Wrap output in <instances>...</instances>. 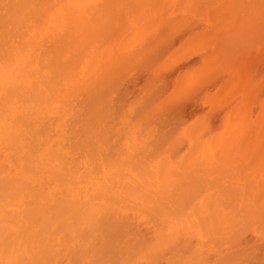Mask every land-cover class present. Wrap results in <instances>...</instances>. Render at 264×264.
<instances>
[{
	"label": "bare ground",
	"instance_id": "1",
	"mask_svg": "<svg viewBox=\"0 0 264 264\" xmlns=\"http://www.w3.org/2000/svg\"><path fill=\"white\" fill-rule=\"evenodd\" d=\"M232 1L0 0V264H264V46L243 81L227 47L264 42V1Z\"/></svg>",
	"mask_w": 264,
	"mask_h": 264
},
{
	"label": "rangeland",
	"instance_id": "2",
	"mask_svg": "<svg viewBox=\"0 0 264 264\" xmlns=\"http://www.w3.org/2000/svg\"><path fill=\"white\" fill-rule=\"evenodd\" d=\"M211 1H212V0H211ZM223 1H224V3H225V1L228 2L227 0H214V2L217 3V6H218V7H219V4H220V5L222 4V6L224 5V3H221V2H223ZM263 1H264V0H263ZM231 2L233 3L232 0H230V3H231ZM212 3H213V2H212ZM228 3H229V2H228ZM230 3H229V5H230V7H231V6H232V3H231V4H230ZM225 4L227 5V3H225ZM233 4H234V3H233ZM262 4H264V2H263ZM226 5H224V7H225ZM217 6H216V7H217ZM222 6H221V7H222ZM233 6H234V5H233ZM236 6H237V5L235 4V7H233V8H236ZM218 7H217V8H218ZM258 7H259V6H258ZM260 7H261V5H260ZM262 7H263V5H262ZM217 8H216V9H217ZM225 8H226V7H225ZM222 9H223V7H222ZM209 10H212V9H209ZM203 11H204V10H203ZM203 11H202V12H203ZM215 11H217V10H215ZM202 12H200L201 15H198L197 12H194V13H191L190 15H188V19H187V20H188V21H187V22H188V32H187V36L190 35V34L193 35V32H195V31H197V29H199V27H198V28H193V29H195V30L192 29V26L195 25L196 23H193V22L191 23L190 21H195V19H194V20H191V18H190L189 16H193V15H195V16H196V20H198V19H205V16H206V15H205L204 12H203V13H202ZM221 12H222V11H218V14L221 13ZM223 12H224V11H223ZM261 12H262V11H261ZM213 13H214V12H213ZM213 13H212V14H213ZM236 14H237V15H235V17H236V19H235V23H233L232 25H234V24L238 25L240 22H242L241 19H240V17H238L239 14H238V13H236ZM215 15H217V14L214 13L212 17H214ZM263 15H264V14H263ZM186 16H187V14H186ZM237 17H238V18H237ZM263 17H264V16H263ZM197 18H198V19H197ZM214 18H215V17H214ZM216 18H217V20H218V17H216ZM259 18L261 19V18H262V15H261V16L259 15ZM189 19H190V20H189ZM210 19H212L211 16H210ZM260 19H259V20H260ZM213 20H214V19H213ZM217 20H215V21H217ZM238 20H240V22H239ZM261 20H264V18H262ZM185 21H186V20H185ZM215 21H212V23L214 22L213 24L217 25V27H218L219 24H216ZM236 22H237V23H236ZM179 23H180V22H179ZM189 23H190V24H189ZM208 23H209V22H208ZM212 23L210 22V23L207 25L208 27H206V26L204 25L205 22H203V24L201 25V28H200V30H201V29L204 30V29H207V28H208L207 31H209V32L214 31V32H211V34L214 33L215 35L212 34L213 36H210V35H209V36H210L209 38H208V37H207V39L205 38L206 40H208V39L210 40V39H211V40H210L211 42L208 41V43H207L206 40H204V39L202 40V38H201L200 40H201V42H202L203 44H202V43L200 44V41H199V40H198L199 43L197 44V43H196L197 40H196V41L193 40V42H191V41H192V40H191V41H189V42H191V44L194 43V44H192V46H194V48H193V47L191 46V44L189 43V44H190L189 46L192 47V49L188 48V46H187V50L190 49V51H192V53H190L189 50L186 51V48H184L183 53H182L181 51L179 52V54L181 53V54H180L181 56H183V57L186 56V58H188V60H191V59H192V61H193V62H191L190 64L188 63V65H187V69L190 70V69H191V66H193V68L195 69L194 65H197L199 62H202V61L205 62V63H209V64H210L211 62L213 63V61L216 60V58H218L217 55L220 56L221 46H220V48H219L220 51H219V50L216 51V52H217V54H216V53H215V50H214V48H213V47H215L214 43H215L216 40H217L216 44L219 42V45H220V44L222 43V42H220V41H221L220 38L223 37V35H217V34H219V33H221V34H226L227 31H226V29H223V28H220V27L215 28L216 26L214 27V28H215V30H214V29L212 28L213 25H212V27L210 26V24H212ZM217 23H218V22H217ZM177 24H178V23H177ZM262 24H263V21H262ZM263 25H264V24H263ZM198 26H199V25H198ZM239 26H240V24H239ZM239 26H238V28H239ZM202 27H203V28L206 27V28L203 29ZM232 27H233V26H232ZM234 27H236V26L234 25ZM240 27H241V26H240ZM261 27H262V25H261ZM178 28H179V24H178ZM236 28H237V27H236ZM236 28H235V30L237 31L238 29H236ZM191 29H192V30H191ZM216 29H217V30L220 29V30L218 31L217 34L215 33ZM242 29H244V28H242ZM242 29H241V32H243ZM256 29H258L257 26H256ZM176 30H178V31H176L177 34H181V33H182V29H181L180 32H179L180 28H179V29H176ZM183 30H184V29H183ZM227 30H228V29H227ZM239 30H240V28H239ZM239 30H238L237 33H236L235 31H233V29H231V31H228V33L230 34V32H231V34H232V31H233V34L236 33V34L238 35V34L241 33ZM244 30H245V29H244ZM254 30H255V29H254ZM245 31H246V30H245ZM248 31H249V30H248ZM200 32H201V34H204L202 31H200ZM239 32H240V33H239ZM252 32L254 33L253 29H252L251 31H249L248 33L251 34ZM197 33H198V31H197ZM206 33H208V32H205V34H204L205 36L208 35V34L206 35ZM243 33L245 34V32H243ZM243 33H241V34L243 35ZM248 33L246 32L245 35H247ZM195 34H196V33H195ZM195 34H194V36H195ZM229 34H228V35H229ZM236 34H234V35H236ZM241 34H240V37L242 36ZM192 35H190V36H191L192 39H193L194 36H192ZM197 35H198V34H197ZM228 35H226V36L228 37ZM248 35H249V34H248ZM251 35H253V34H251ZM251 35H249V36H251ZM190 36H188V38H189ZM202 36H203V35H202ZM243 36H244V35H243ZM243 36L240 38V40L242 41V39H243V42H244V44H245V47H247L248 44H250L249 46H250V49H251V50H250V49L247 50V49L244 48V46H243V48L245 49V52L243 53L244 50H243V48L241 47V45H243V43H241L240 40H239V42L237 41V42H235V43H233V42L236 41V40H234L233 42L231 41V42L233 43V45L235 46V48H234V46L232 47V43H231V42H229V44H228L229 46L226 45L227 47H229V48H228L229 50L226 48V49L228 50V52H229V55L231 56L232 54H235L234 56L232 55V58L229 57V60H230V58H231V60H230V61H231V63H230V70L233 69V68H235V69L232 70L233 73L235 74V76H233V78L236 77V79L234 78L235 81H236L237 79L240 80V81H243V80H242L243 78H241V76H240V74H242V73H240V69H239V71L237 70L238 67H240V68H241V67H244V68L246 67V65L244 64V62L248 59V56H249V55H252V54H253V55H252V59H253V57L256 56V57H257V60H258L259 62L257 61L255 64H257V63H258V64H257L256 66H255L254 64H252V63H254V62H252L251 64L254 65V66L256 67V68H254V71L252 70V72L255 73V75H256V77H257V80H256L255 77H254L255 79L252 80V79H253L252 76H254V74H253V75H250L251 73H250L249 70H247V68H246V70L249 72L248 75L251 76V78H252V79H251V78H248V82H247V83L251 82V80H252V82L256 80L255 83H257V85H255V88L257 87V91H255V92L257 93L258 90H259V95L257 94L256 99L259 98L260 96H261V98H262V97L264 98V79H262V78H264V60H259V58H260V59H264V58H263V57H264V54H263L264 49H263V47H262L263 50L261 51V52H262L261 54H263V55L261 56L260 53H259V54L257 53L258 51L260 52V50H259V49L261 48L260 45H261V46H262V45L264 46V42H263V41H260V42H259V40H256V41H255L256 38H255L254 36H251V37H253V38H255V39H252V38L250 39V37L248 36V39H249V40L247 41V36H244L246 39H244ZM191 37H190V39H191ZM197 37H198V36H197ZM203 38H204V37H203ZM236 38H238V37L236 36ZM194 39H196V37H195ZM197 39H198V38H197ZM188 40H189V39H188ZM237 40H238V39H237ZM251 40H252V41H251ZM204 41H205V43H204ZM245 41H246L247 43H246ZM253 41H255V43H254ZM230 43H231V46H230ZM240 43H241V45H240ZM252 43H254V44L252 45ZM198 45H199V46H198ZM201 45H202V46H201ZM204 45H205V46H204ZM237 45L240 46L239 49H236V48L239 47V46L237 47ZM246 45H247V46H246ZM249 46H248V48H249ZM218 47H219V46H218ZM218 47H217V48H218ZM256 47H258V49H256ZM215 48H216V47H215ZM217 48H216V49H217ZM212 49H213V53H212ZM230 49L235 50V52H232V50L230 51ZM207 50H208V51H207ZM210 50H211L212 55H211V56L209 55L210 57L207 56V57H209L208 59L210 60V58H211V59H212L213 57H215V58H213V61L210 60L211 62H210L209 60H208V62H206V61H204V59L207 60V58L205 57V55H206V54L208 55V53L210 54V52H209ZM246 50H247V51H246ZM249 50H250V51H249ZM185 51H186L187 53H186ZM253 51H254V52H253ZM193 52H194V53H193ZM164 53H165V58H166L167 56H170V54H171L170 52H168V53H167V52H164ZM189 53H190V54H189ZM218 53H219V54H218ZM231 53H232V54H231ZM238 53L243 54V56L239 54V55H240V56H238L239 58L242 56L240 59L237 57V58L239 59V61H237L238 59L236 58V56L238 55ZM256 53H257V54H256ZM183 54H184V55H183ZM187 54H188V55H187ZM215 54H216V56H215ZM255 54H256V55H255ZM190 55H191V57H190ZM254 55H255V56H254ZM198 56H199L200 58H199ZM194 57L197 58V59H195ZM246 57H247V59H246ZM249 57H250V56H249ZM234 59H235V61H237V63H236V62L234 63ZM236 59H237V60H236ZM250 59H251V58H250ZM255 59H256V58H255ZM218 60H219V58H218ZM250 61H251V60H247V62H250ZM253 61H254V59H253ZM255 61H256V60H255ZM262 61H263V62H262ZM203 62H202V63H203ZM214 62H215V61H214ZM219 62H220V61H219ZM219 62H218V63H219ZM238 62H239V63H238ZM241 62H242V63H241ZM247 62H246V63H247ZM202 63H200V65H201ZM221 63H223V58H222ZM240 63H241V66H238V65H240ZM203 64H204V63H203ZM203 64H202V66H203ZM200 65H199V67L201 68L202 66H200ZM207 65H208V64H206L205 66H207ZM242 65H244V66H242ZM247 65H249V63H247ZM211 66H212V65H211ZM214 66H215V64H214ZM188 67H189V68H188ZM216 67H217V64H216L215 68H216ZM258 67H259V69H258ZM193 68H192L190 71H189V70L187 71V72H190V75H189L190 77L188 78L187 81H190V80L193 78L192 76H194V77L196 76L195 74H192V75H191L192 71L194 70ZM197 68H198V66H197ZM197 68H196V69H197ZM200 68H199V69H200ZM202 68H203V67H202ZM205 68H208V67H205ZM210 68H211V67H210ZM244 68H242L243 71H241V72H244V71H245ZM249 68H250V67H249ZM252 68H253V67H252ZM213 69H214V68H213ZM242 69H241V70H242ZM156 70H157V71H162V70H160L159 68H156ZM250 70H251V69H250ZM163 71L168 72V71H170V69H163ZM201 71H202V70H201ZM212 71H213V70H212ZM214 71H216V72H215L216 74H217V71H218V74H217V76H211L213 79H214V77H215V78H216V77L218 78V76L221 77L220 66H218V68L215 69ZM255 71H256V72H255ZM193 72H194V71H193ZM196 72L199 73V70H196ZM210 72H211V71H210ZM238 72H239L240 74H238ZM248 72H247V73H248ZM194 73H195V72H194ZM197 73H196V74H197ZM247 73L244 72V74H247ZM260 73H261V74H260ZM199 74H201V72H200ZM216 74H214V75H216ZM234 74H233V75H234ZM244 74H242V75H243L242 77H244ZM160 75H161V74H160ZM212 75H213V74H212ZM187 76H188V75H187ZM203 76H204V77H203ZM206 76H207V75H206ZM197 77H198V76H197ZM197 77H196L197 80L194 78V79H192V80L190 81V83H189L190 85L188 84V85L186 86L187 82H185V84H184L185 87H189V88H187V89H189V90L191 89V87H192V88L196 87V86L192 85L191 82H192L193 84H195L196 82L198 83V78H199V79H200L201 77L205 78V75H202L201 77H200V75H199V77H198V78H197ZM208 77H209V76H208ZM208 77H207V78H208ZM211 77H210V79H212ZM238 77H239V78H238ZM203 78H202L201 80L205 81ZM189 79H190V80H189ZM213 79H212V80H213ZM218 79H220V78H218ZM245 79H246V77L244 78V85H245V83H246V80H245ZM250 79H251V80H250ZM261 79H262V81H261ZM195 80H196V82H195ZM259 80H260V82H257V81H259ZM214 81H216V79H215ZM240 81H238V82H240ZM200 82H201V81H200ZM200 82H199V84H200ZM260 83H261L262 85H260ZM240 84H243V83L241 82ZM249 84H250V83H249ZM251 84H252V83H251ZM195 85H197V84H195ZM234 85H235V84H234ZM237 85H238V83H237L235 86H237ZM245 87H247V85H246ZM253 87H254V86H253ZM260 87H261V88H260ZM258 88H259V89H258ZM250 89H251V88H250ZM252 89H254V88H252ZM252 89H251V90L248 89V90L251 91L252 93H255V92H253V91L256 90V89H254L253 91H252ZM191 90H193V89H191ZM195 90H196V88H195ZM261 91H263V92L261 93ZM194 93H195V92H194ZM252 93H251V94H252ZM260 93H261L262 95H261ZM248 94H249V93H248ZM251 94H249V96H252V97H253V94H252V95H251ZM214 95H215V94H214ZM191 96H192V95H191ZM249 96H247L248 99H246V100H249V101H250V100H253V101H250V102H252V104H250L249 101H248L249 104H247V102H246L245 104H247L246 106L249 105V107H250V111H249V112H250V114H253V116H254V117L251 116V118L254 119L255 116H257V113H256L257 111H256V110L259 108L257 101L260 100V99L256 100L255 98L252 99V97H250V98H251V99H250ZM195 97H196V96H194V99H193V97H192L193 100L191 99V102H190V105H189V107H190V111H191V109H193V107H194V109H193V111H195V112H193L194 116L197 115V114H201L200 112H202L201 110L197 111L198 109H196V107H197V105H198V98L196 97V99H195ZM247 97L244 96V98H247ZM200 98H202V96H201ZM212 98H214V97L212 96ZM207 100L210 101V111H209V113H210V116L212 117V115H213V113H214L213 105H217L219 101H215V102H214V100L211 101V100H210V96L207 98ZM254 100H255V101H254ZM193 102H194V103H193ZM201 102H202V101H200V103H201ZM195 103H196V105H195ZM205 103H206V101H205ZM213 103H214V104H213ZM200 105H201V104H200ZM251 106H253V107L251 108ZM249 107H248V109H249ZM258 110H259V109H258ZM247 111H248V110H247ZM251 112H252V113H251ZM211 114H212V115H211ZM248 114H249V113H248Z\"/></svg>",
	"mask_w": 264,
	"mask_h": 264
}]
</instances>
